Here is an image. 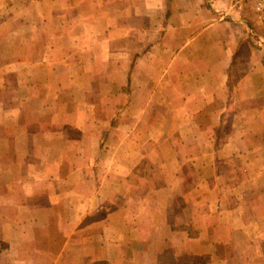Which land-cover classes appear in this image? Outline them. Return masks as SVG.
<instances>
[{
    "label": "crops",
    "instance_id": "crops-1",
    "mask_svg": "<svg viewBox=\"0 0 264 264\" xmlns=\"http://www.w3.org/2000/svg\"><path fill=\"white\" fill-rule=\"evenodd\" d=\"M0 264H264L253 1L0 0Z\"/></svg>",
    "mask_w": 264,
    "mask_h": 264
},
{
    "label": "built area",
    "instance_id": "built-area-1",
    "mask_svg": "<svg viewBox=\"0 0 264 264\" xmlns=\"http://www.w3.org/2000/svg\"><path fill=\"white\" fill-rule=\"evenodd\" d=\"M234 5L242 4L243 2L253 1L255 3V11L257 19L264 24V0H232Z\"/></svg>",
    "mask_w": 264,
    "mask_h": 264
},
{
    "label": "trees",
    "instance_id": "trees-1",
    "mask_svg": "<svg viewBox=\"0 0 264 264\" xmlns=\"http://www.w3.org/2000/svg\"><path fill=\"white\" fill-rule=\"evenodd\" d=\"M183 263L185 262V261H182Z\"/></svg>",
    "mask_w": 264,
    "mask_h": 264
}]
</instances>
